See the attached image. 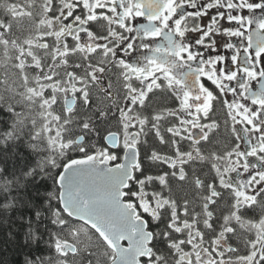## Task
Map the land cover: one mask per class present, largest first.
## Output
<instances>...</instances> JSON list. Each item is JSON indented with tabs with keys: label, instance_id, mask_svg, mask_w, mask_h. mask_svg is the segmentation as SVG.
I'll return each mask as SVG.
<instances>
[{
	"label": "flooded vegetation",
	"instance_id": "1",
	"mask_svg": "<svg viewBox=\"0 0 264 264\" xmlns=\"http://www.w3.org/2000/svg\"><path fill=\"white\" fill-rule=\"evenodd\" d=\"M0 16L36 58L21 69L35 74L42 132L57 105L78 115L99 106L116 124L106 134L120 137L98 152L111 165L148 136L163 173L139 162L124 198L151 234L139 264H264V0H4ZM127 117L136 121L123 145ZM172 180L195 185L194 204L155 201L153 185ZM74 238L61 242L66 259L115 261L99 238Z\"/></svg>",
	"mask_w": 264,
	"mask_h": 264
},
{
	"label": "trees",
	"instance_id": "2",
	"mask_svg": "<svg viewBox=\"0 0 264 264\" xmlns=\"http://www.w3.org/2000/svg\"><path fill=\"white\" fill-rule=\"evenodd\" d=\"M18 1L9 0L10 3ZM4 21L0 16V64L17 71L19 77L10 84L0 77V264H84L86 259L72 262L59 249L71 232L65 226L67 219L58 200L54 172L60 171L69 160L91 152H104L107 148L103 137L116 131V124L98 118L99 106L91 105L84 114L78 115L77 111L65 113L57 105L58 113L50 117L52 121L49 119L50 131L42 132L41 116L36 113L35 74L20 73L23 64L35 67L36 58L24 54L25 43L13 21ZM11 87L17 88L18 93ZM54 131L60 132L63 145L50 140ZM80 136L84 138L81 147L76 144ZM144 138L139 146V161L143 164V173H147L153 162V145L148 136L147 140ZM79 147L86 153H79ZM152 164L155 174L161 175L162 166ZM153 187L156 202L168 198L178 209L185 202H195L196 187L191 182L172 180L165 185L155 183ZM163 219L160 214L159 225H163ZM156 237L162 241L161 233Z\"/></svg>",
	"mask_w": 264,
	"mask_h": 264
},
{
	"label": "water",
	"instance_id": "3",
	"mask_svg": "<svg viewBox=\"0 0 264 264\" xmlns=\"http://www.w3.org/2000/svg\"><path fill=\"white\" fill-rule=\"evenodd\" d=\"M72 103H68L70 108ZM135 136L131 137L134 142ZM83 138L77 143L81 144ZM109 150L120 146L117 133L104 138ZM109 156L89 155L68 162L57 177L60 207L71 219L93 230L115 252L112 264H139L137 259L146 255L151 234L146 223L136 218V210L124 201L134 169L139 162L138 149L130 145L123 153V160L110 165ZM126 243L127 246H123Z\"/></svg>",
	"mask_w": 264,
	"mask_h": 264
},
{
	"label": "rangeland",
	"instance_id": "4",
	"mask_svg": "<svg viewBox=\"0 0 264 264\" xmlns=\"http://www.w3.org/2000/svg\"><path fill=\"white\" fill-rule=\"evenodd\" d=\"M20 65H21V63H20ZM23 66H25V65L23 64L21 68H23ZM20 73L22 74L23 71H20ZM0 77H3L2 78L3 80L6 79V82L8 81L7 84H10L11 80H13V79H16L15 81H17V79L19 77V74L14 69H10V68L3 67L0 64ZM11 89L16 94L18 93V89L17 88L14 89L13 87H11ZM32 94H34V90H33V93ZM35 95H36V93H35ZM11 97L14 98L13 95ZM19 115L21 116L22 113H19ZM135 121L136 120H134L132 117H127L121 123V125H122L121 126V131L124 134V137H126V140H125V142H123V145L126 144V141L129 142L130 135L127 134V131H128L129 128L134 127ZM50 140L54 144L63 145L62 144V140L60 139V135L59 134H55V135L51 136ZM74 239L76 241H89V242L98 241V238H96L94 235H92L89 231H87L83 227H81L79 229H76L75 238ZM59 249L61 250V248H59Z\"/></svg>",
	"mask_w": 264,
	"mask_h": 264
},
{
	"label": "bare ground",
	"instance_id": "5",
	"mask_svg": "<svg viewBox=\"0 0 264 264\" xmlns=\"http://www.w3.org/2000/svg\"><path fill=\"white\" fill-rule=\"evenodd\" d=\"M112 133H114V132H112ZM106 135H107V134L104 135V137H103V141H104V138H105ZM83 142H84V139H83ZM83 142H82L81 144L77 143V146H80V147H81L82 144H83ZM104 143H105V142H104ZM80 147H79V149H80ZM136 148L138 149V152H139V148H138V147H136ZM96 154L99 156V153H94V154H91V155H96ZM106 156H109V155H105L104 157H106ZM104 157H103V156H102V157L99 156V159H103ZM109 157H110V156H109ZM110 158H111V157H110ZM139 162H140V161H139ZM139 162H138V164H139ZM110 165H111V162H110ZM111 166H113V165H111ZM70 232L73 233V232H76V231H75V230H72V231H71V229H70Z\"/></svg>",
	"mask_w": 264,
	"mask_h": 264
}]
</instances>
